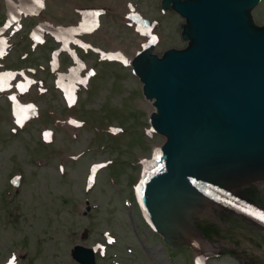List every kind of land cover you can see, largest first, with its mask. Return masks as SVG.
I'll return each mask as SVG.
<instances>
[{
	"label": "rangeland",
	"instance_id": "1",
	"mask_svg": "<svg viewBox=\"0 0 264 264\" xmlns=\"http://www.w3.org/2000/svg\"><path fill=\"white\" fill-rule=\"evenodd\" d=\"M160 2L92 0L93 6L106 4L108 12L101 19L99 32L85 40L104 52L118 50L132 58L145 39L136 33L128 17L131 10L127 4L131 3L142 16L158 22L157 53L187 47L180 39L185 19L179 14H162ZM75 4V0H48L43 14L55 24L75 26L80 21ZM89 4L85 1L79 7ZM7 10L5 1L0 0V25ZM251 16L254 26L264 25V1ZM35 23L25 21L24 31L13 38L10 55L1 61L3 69L35 70L28 74L29 92L20 94L31 117L20 128L16 109L13 115L7 99L10 92H0V264H76L74 248L105 243V231L111 232L117 243L108 247L106 257L97 254L98 264H190L193 247L181 246L180 252L167 249L143 223L134 200L141 161L165 141L149 132L148 117L154 107L144 99L141 84L130 68L106 62L98 52L80 51L96 74L80 91L78 105L67 108L55 82L57 73H67L73 63L63 54L59 72H50L51 52L58 44L49 38L45 46L32 51L28 30ZM22 74L15 80H25ZM40 86L48 89L46 94ZM31 102L36 103L30 106ZM70 117L83 120V127L70 125ZM47 131H54V135L48 136ZM109 161L92 182L91 165ZM14 178L16 184H11ZM251 192L264 200V185ZM203 229L206 240L224 241L228 247L240 245L246 249L242 258L250 264H264V240L256 234L215 218L207 219ZM217 263L235 264L228 256Z\"/></svg>",
	"mask_w": 264,
	"mask_h": 264
},
{
	"label": "water",
	"instance_id": "2",
	"mask_svg": "<svg viewBox=\"0 0 264 264\" xmlns=\"http://www.w3.org/2000/svg\"><path fill=\"white\" fill-rule=\"evenodd\" d=\"M259 2L162 0L164 12L185 19L187 47L159 55L153 38L131 61L155 107L152 130L167 139L144 165L139 201L174 248L202 249L176 238L177 228L206 240L210 216L264 184V25L251 16ZM73 256L96 264L90 249L77 246Z\"/></svg>",
	"mask_w": 264,
	"mask_h": 264
},
{
	"label": "flooded vegetation",
	"instance_id": "3",
	"mask_svg": "<svg viewBox=\"0 0 264 264\" xmlns=\"http://www.w3.org/2000/svg\"><path fill=\"white\" fill-rule=\"evenodd\" d=\"M91 2L92 0H75V2L78 5H83L84 2ZM106 5V4H105ZM100 8L106 9V6H101ZM248 201V203H254V201H257L258 203L264 205V201L257 200L254 198V196H244ZM252 198V199H251ZM216 220L226 224L230 225L232 227H235L237 229H240L242 231H245L251 235L256 234L259 238L264 240V227L261 224H258L257 222L251 220L247 217H241L238 215V213L235 212H229V211H223L219 213L216 217ZM214 245V250L219 254L220 257L217 258V260H222L226 258L227 256L231 259V261L235 264H250L247 261V258H242V256L246 257V249L240 248V245H233L228 247L224 241L219 242L217 239H212L210 241ZM214 262H211L213 264ZM216 263V262H215ZM218 264V263H216Z\"/></svg>",
	"mask_w": 264,
	"mask_h": 264
},
{
	"label": "bare ground",
	"instance_id": "4",
	"mask_svg": "<svg viewBox=\"0 0 264 264\" xmlns=\"http://www.w3.org/2000/svg\"><path fill=\"white\" fill-rule=\"evenodd\" d=\"M20 1V3L21 4H19V6L20 7H25L26 9H28V4H26V0H19ZM263 3V2H262ZM13 4V3H12ZM10 4V5H8V11L9 12H11V13H14L15 11H16V6L13 4ZM260 6V5H259ZM259 6L257 7V8H259ZM132 19H133V21H137L135 18H133L132 17ZM85 23H87V21L85 20V22H84V25H85ZM142 31H143V28H142ZM126 61H128V60H126ZM66 78L67 77H61L60 79H61V85H62V87H65V86H69L68 85V83L70 82V79H71V77H69L68 78V82H64L65 80H66ZM1 83V82H0ZM0 85H2V83L0 84ZM21 113H22V111H19L18 112V109L16 108V116H18L19 117V115H21ZM185 215H186V217L187 218H189L190 220H193V218H194V216H195V214H193L192 212H190V211H185ZM176 235H177V237L176 238H179V240H187L188 238L190 239V244L191 245H200V244H203V245H206L205 243H208V240H205L204 238L202 239V237L201 236H199V235H197V234H193L191 231H190V234H189V231L187 230V229H182V230H180V229H178L177 228V232H176ZM179 235V236H178ZM188 236V238H185V237H187ZM193 241H195V243H192ZM181 242H178L177 244H180ZM210 245V244H209ZM208 246V245H207Z\"/></svg>",
	"mask_w": 264,
	"mask_h": 264
}]
</instances>
